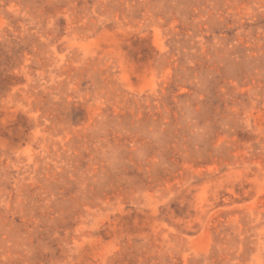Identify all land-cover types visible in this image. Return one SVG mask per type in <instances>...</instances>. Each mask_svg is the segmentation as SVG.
I'll return each instance as SVG.
<instances>
[{
	"label": "rangeland",
	"instance_id": "obj_1",
	"mask_svg": "<svg viewBox=\"0 0 264 264\" xmlns=\"http://www.w3.org/2000/svg\"><path fill=\"white\" fill-rule=\"evenodd\" d=\"M0 264H264V0H0Z\"/></svg>",
	"mask_w": 264,
	"mask_h": 264
}]
</instances>
